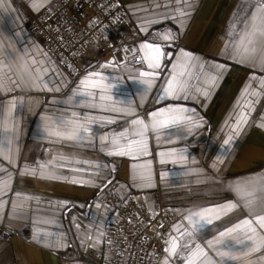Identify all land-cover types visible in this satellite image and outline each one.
Wrapping results in <instances>:
<instances>
[{
  "label": "crops",
  "instance_id": "obj_1",
  "mask_svg": "<svg viewBox=\"0 0 264 264\" xmlns=\"http://www.w3.org/2000/svg\"><path fill=\"white\" fill-rule=\"evenodd\" d=\"M56 1L0 0V167L7 170L0 189L8 184L0 190V264H91L80 256L88 250L107 264L114 215L97 195L114 182L123 198L174 219L169 248L175 242L177 254L167 252L163 264H186L185 244H200L207 253L201 260L211 264L264 257V250L246 255L241 241L252 242L243 226L219 236L264 214V71L240 47L245 23L264 0H120L139 29L131 46L145 67L91 52L80 59L81 74L31 31L27 11ZM144 42L166 54L151 86L142 81L152 78L139 75L152 71ZM174 64L187 99L163 92ZM168 108H186L191 119L150 116ZM241 113L247 124L225 145ZM62 121L76 122L83 138L57 136L66 131ZM226 202L236 207L221 208ZM205 209L215 210L197 215Z\"/></svg>",
  "mask_w": 264,
  "mask_h": 264
},
{
  "label": "built area",
  "instance_id": "obj_2",
  "mask_svg": "<svg viewBox=\"0 0 264 264\" xmlns=\"http://www.w3.org/2000/svg\"><path fill=\"white\" fill-rule=\"evenodd\" d=\"M28 15L33 35L76 74L83 72L80 59L91 52L135 69L146 65L131 46L139 39V29L127 19L120 0H57ZM97 201L114 215L107 228V264H163L174 226L168 211H152L133 198H123L116 182L104 186ZM80 256L102 264V255L93 250Z\"/></svg>",
  "mask_w": 264,
  "mask_h": 264
},
{
  "label": "snow or ice",
  "instance_id": "obj_3",
  "mask_svg": "<svg viewBox=\"0 0 264 264\" xmlns=\"http://www.w3.org/2000/svg\"><path fill=\"white\" fill-rule=\"evenodd\" d=\"M180 0H177V3H179ZM185 3H187V0H184ZM181 15H184L185 13L183 11L180 12ZM234 30V28H233ZM170 37L166 35L164 39H169ZM243 49V54L248 56L250 59V62L255 64L257 63V60L259 61V68L260 70L264 71V2H260L256 5L255 10L252 12L249 20L245 23V27L243 30V36L241 45ZM141 50H147L145 52V59L147 60V66L152 71H141L140 76L141 77H150L152 79H145L142 81V83H145L149 86H151L152 80L155 79V77L158 75V71L162 66V60L166 57V54L163 52L161 47L158 44L153 43H147L144 42L140 45ZM151 53V54H149ZM259 54L258 56L256 54ZM182 55H189L187 53H182ZM169 59L171 57H168ZM176 65H173V71L169 74L170 79H166L167 87L163 88V92L165 96H172L173 98H183L187 99V96H181L180 94L184 92V85L180 83V81L177 80V75L175 72ZM217 68H223L222 65H216ZM183 73H181L182 75ZM92 75H99L98 73H93ZM213 83L215 82V77L211 78ZM85 81H81V84H85ZM44 88H47V82L43 85ZM0 90H4V82L0 80ZM9 91L11 89H8ZM49 91H52L53 89H48ZM56 91H59V89H55ZM199 91V90H198ZM205 97H207L208 93L205 91L203 93ZM101 100L104 99L103 96L100 97ZM2 105H0V115H2ZM189 110L186 108H168V109H161L159 112L151 113L150 116L155 118L160 115H163L165 113L174 112L178 113L179 115H175L172 118V123H179L181 120H190V116H184V113H187ZM75 115V114H74ZM88 118L85 117V120ZM248 121V114L247 113H241L238 119L236 120L235 125L233 126V135L230 136L227 140L224 141L225 145H229L233 141V136L237 135L241 129V127L245 124H247ZM138 121H132L133 124L137 123ZM167 123V122H165ZM61 124L66 129L65 132H57L55 133L57 136H62L63 138H66L68 140H75V139H82L83 134L80 131V126L76 124L74 121H62ZM264 126V125H262ZM88 128L84 127L83 132H87ZM109 155L113 153H108ZM117 154L123 155L124 152H120ZM9 162H11V158H9ZM0 171L6 172L7 170L0 167ZM27 174V173H26ZM30 174H35L33 171ZM11 178V174H9V179ZM55 178V177H53ZM264 179V178H262ZM8 187L7 182H4L3 189L0 190H6ZM247 206V205H246ZM221 208L231 210L236 207V204L233 202H226L224 205L220 206ZM215 209H205L200 213H197L198 216H203L204 212L214 211ZM211 223V221H208ZM245 227L247 229L248 235L247 240L251 241V244L246 243L245 241H241V244H243L246 248L249 249V253H246V255L254 252H260L261 250H264V214L256 215L254 220L253 219H244L240 223L236 224L233 228H229L226 230V232H221L219 234L220 237H223L227 234L232 233L233 231H236L240 229L241 227ZM261 230V231H258ZM176 231H179V228H176ZM181 235H184L182 233ZM37 239H40V236H37ZM219 239V238H217ZM208 247H212L213 241H207ZM185 248H189V256L185 257L186 264H211L209 261H202L201 258L205 257L207 253L205 252L204 248L200 244H196L194 249H191L188 244L184 245ZM176 248L177 244L175 242L172 243L171 248H166L165 252H168L170 255H176ZM223 255V254H222ZM264 259V257L257 258L256 261H250L249 264H260V260ZM166 264V262H165Z\"/></svg>",
  "mask_w": 264,
  "mask_h": 264
},
{
  "label": "rangeland",
  "instance_id": "obj_4",
  "mask_svg": "<svg viewBox=\"0 0 264 264\" xmlns=\"http://www.w3.org/2000/svg\"><path fill=\"white\" fill-rule=\"evenodd\" d=\"M28 13H31V12H30V11H29V12L27 11V17H28V20H29V15H28Z\"/></svg>",
  "mask_w": 264,
  "mask_h": 264
}]
</instances>
